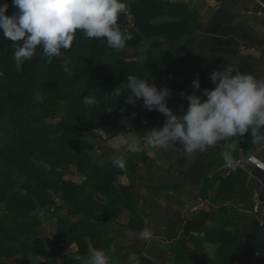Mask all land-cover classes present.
Here are the masks:
<instances>
[{"label": "trees", "instance_id": "16d2710c", "mask_svg": "<svg viewBox=\"0 0 264 264\" xmlns=\"http://www.w3.org/2000/svg\"><path fill=\"white\" fill-rule=\"evenodd\" d=\"M90 2L0 0V203L7 205L0 212V264H8L3 257L19 255L20 247L26 254L15 264H30L27 255L43 257L42 264H59L57 255L72 245H77L79 257H86L89 240L95 249L105 247L101 222L119 221V205L130 212L127 228L144 232L138 202L131 197L133 185L121 190L116 183L121 171L100 166L82 184L65 176L70 166L81 171L93 164V141L102 139V134L109 139L122 136L129 132L128 124L158 130L175 124L158 92L149 86V76L153 71L173 74L185 66L186 59L169 51L149 50L141 68L136 58L145 38L161 35L169 42L179 41L188 31L193 35L199 30L201 22L186 5L139 0L132 6V29L124 14ZM163 15L173 21L153 24ZM18 59H23L19 70ZM263 112L264 104L256 102L242 126ZM249 147L244 146L247 156L251 155ZM125 149L121 157L108 162L135 170ZM214 180L219 182L218 198L229 201L236 171L228 178L205 177L203 197ZM51 190L61 194L59 204L50 199ZM51 205L58 216V238L32 243L28 237L36 234L40 224L35 212ZM71 215L87 220L71 222ZM213 218L205 209L186 218L180 240L171 246L173 264L258 261L264 240L237 231L222 232L221 247L214 257L201 252L199 235ZM73 262L79 261L64 257V264Z\"/></svg>", "mask_w": 264, "mask_h": 264}, {"label": "crops", "instance_id": "0c3cea01", "mask_svg": "<svg viewBox=\"0 0 264 264\" xmlns=\"http://www.w3.org/2000/svg\"><path fill=\"white\" fill-rule=\"evenodd\" d=\"M138 1L90 3L124 14L128 27L135 29L132 6ZM151 1L186 5L201 22L199 30L193 35L188 31L179 41L169 42L161 35L145 38L136 58L141 68L149 50L169 51L174 57L186 59L185 66L173 74L153 71L149 76V86L158 92L175 124L162 130L128 124L130 130L122 136L109 139L102 134V139L95 141L105 146L104 154L99 151L96 163L78 171L81 177L74 180L71 175L67 179L82 184L100 166L106 171H121L116 183L121 190L133 185L131 197L138 202L137 215L145 225L144 232L127 228L130 212L119 205V221L101 222L105 247L95 249L89 240V255L79 257L77 245H72L61 251L63 261L70 255L78 264H173L171 246L180 240L186 218H192L199 209L214 215L199 235L202 243L198 249L210 257L220 249L224 230L264 240V209L260 214L253 213L255 195L261 193L264 201V172L234 169L230 176L236 171V183L229 201L218 198L217 180L207 197L201 193L205 177H230L223 174L226 160L239 149L244 150L246 144L251 146L247 149L250 156L264 163V112L242 126L249 108L256 102L264 104V0ZM171 21L172 17L163 15L153 24ZM114 115L126 122L122 115ZM96 142L95 149L99 147ZM123 149L137 166L135 170L108 162L121 157ZM196 201L200 204L193 207ZM69 219L87 220L73 215ZM252 264H264V249Z\"/></svg>", "mask_w": 264, "mask_h": 264}, {"label": "rangeland", "instance_id": "374dc122", "mask_svg": "<svg viewBox=\"0 0 264 264\" xmlns=\"http://www.w3.org/2000/svg\"><path fill=\"white\" fill-rule=\"evenodd\" d=\"M22 62H23V59L17 60L16 66H17L18 70L20 69ZM93 142L95 143L96 141H93ZM97 144L99 147H96V149L91 152V157L93 159V163H96V162H94L95 158L99 159L98 158L100 156L99 151L102 152L101 155H103L104 154L103 152L105 151V146H103V144L101 142L97 141L96 146H97ZM102 159L105 160V158H102ZM78 171L79 170L75 166H70L69 171L66 173L65 178L69 179V178H71L70 176L72 175L74 177L73 179L76 180V177L79 176V174H80ZM81 176H79V177H81ZM49 197H50V199H52L54 204H59L61 194L59 192H55V191L51 190V191H49ZM54 208H55V206L51 205L47 209H44V210L38 209L35 212V215L40 220V224L37 228L36 234H30L28 237L32 243L36 242L38 239L49 238V239L53 240V237L58 238L56 236V235H58V234H56L57 233L56 222H57L58 216L55 213ZM6 209H7V205L0 203V212H4ZM63 213L65 214L66 212L64 211ZM64 216L67 217L66 214ZM22 232H23V229L18 230L19 234H22ZM20 241H22V239H20ZM20 249H21V252L19 255L12 257V258L3 257L2 261L4 263H8V264H15L16 259H20L23 256H25V254H26V252L21 247H20ZM63 254L64 253L60 252V254L57 255V257H56L59 261V264H64ZM27 256H28V260L30 261V264H42L46 260L41 256H33V255H27Z\"/></svg>", "mask_w": 264, "mask_h": 264}, {"label": "built area", "instance_id": "2783aa9c", "mask_svg": "<svg viewBox=\"0 0 264 264\" xmlns=\"http://www.w3.org/2000/svg\"><path fill=\"white\" fill-rule=\"evenodd\" d=\"M234 169L259 170L264 172V163L255 156H246L244 150L239 149L226 160L223 167V174L228 177L233 173ZM262 209H264V201L262 194L258 193L255 195L253 201V213L255 215L260 214Z\"/></svg>", "mask_w": 264, "mask_h": 264}, {"label": "water", "instance_id": "95a60500", "mask_svg": "<svg viewBox=\"0 0 264 264\" xmlns=\"http://www.w3.org/2000/svg\"><path fill=\"white\" fill-rule=\"evenodd\" d=\"M199 204H200V201H196V202L193 204V207L199 206Z\"/></svg>", "mask_w": 264, "mask_h": 264}]
</instances>
